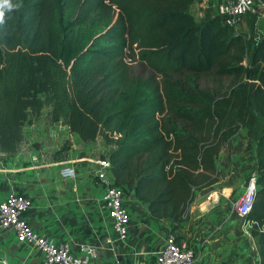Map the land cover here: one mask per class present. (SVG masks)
Listing matches in <instances>:
<instances>
[{
    "label": "trees",
    "instance_id": "obj_1",
    "mask_svg": "<svg viewBox=\"0 0 264 264\" xmlns=\"http://www.w3.org/2000/svg\"><path fill=\"white\" fill-rule=\"evenodd\" d=\"M194 1L11 0L0 150L15 155L47 107L84 142L102 137L114 183L179 240L196 188L221 179L220 150L246 126L259 188L245 218L264 264V33L197 20Z\"/></svg>",
    "mask_w": 264,
    "mask_h": 264
},
{
    "label": "crops",
    "instance_id": "obj_2",
    "mask_svg": "<svg viewBox=\"0 0 264 264\" xmlns=\"http://www.w3.org/2000/svg\"><path fill=\"white\" fill-rule=\"evenodd\" d=\"M217 2L195 0L189 10L197 20L208 19L217 15ZM253 21L243 16L236 27L249 31L250 24H242ZM45 112L25 125V142L31 145L28 150L15 155L0 150L4 165V171H0V200L12 190L25 192L33 199L31 224L57 242L69 241L81 255L85 244L94 247L95 257L107 264H154L155 251L163 244L170 220L150 218L147 204L139 202L131 191L125 195L132 216L129 235L125 240L108 243L106 238L114 234L113 223L104 205V187L96 177L98 165L93 159L99 154L107 155L110 146L100 136L84 142L62 120L47 122ZM66 140H70L68 148L62 147ZM249 143L248 128L241 126L220 150L217 164L221 179L195 190L180 230L181 241L197 251L194 264H260L251 225L241 224L232 204L234 196L244 191L243 178L256 163L255 143L248 146ZM65 164L75 168V177L61 174ZM0 236L9 257L42 264L43 253L33 244L19 241L14 231L0 230Z\"/></svg>",
    "mask_w": 264,
    "mask_h": 264
},
{
    "label": "built area",
    "instance_id": "obj_3",
    "mask_svg": "<svg viewBox=\"0 0 264 264\" xmlns=\"http://www.w3.org/2000/svg\"><path fill=\"white\" fill-rule=\"evenodd\" d=\"M217 15L225 23L236 26L243 16H250L257 25L264 21V0H217ZM94 162L98 165L96 177L104 187L103 200L112 219L114 234L106 238L108 243L115 240H125L130 232L131 212L125 204V191L122 186L114 183L109 157L99 154ZM61 174L65 177H75L76 170L72 165L61 167ZM259 188L258 174L254 168L246 177L244 191L232 201L237 212L246 216L252 209ZM33 206V199L23 191L12 190L0 200V230H12L21 242H29L42 253V264H107L95 256V249L83 244L84 255L75 252L69 241H55L53 238L38 231L30 222L29 211ZM252 224V220L246 219ZM154 264H194L197 251L181 239H177L170 229L167 231L162 246L155 251Z\"/></svg>",
    "mask_w": 264,
    "mask_h": 264
},
{
    "label": "rangeland",
    "instance_id": "obj_4",
    "mask_svg": "<svg viewBox=\"0 0 264 264\" xmlns=\"http://www.w3.org/2000/svg\"><path fill=\"white\" fill-rule=\"evenodd\" d=\"M252 19V18H251ZM253 20V19H252ZM255 21H253V22H250V23H243L242 24V26L243 27H248V24H250V29H249V33L252 35V37L254 38V39H256V38H259V35H261V34H263L264 33V21H262V22H260L259 24H255L254 23ZM258 27V28H257ZM48 110V108L46 107L45 109H44V111H47ZM46 113V112H45ZM44 117H46V114H45V116ZM38 119V118H37ZM36 119V120H37ZM46 120H47V122H49V119L46 117L45 118ZM27 124V123H26ZM25 124V125H26ZM25 125H24V131H25ZM64 144H65V142L63 143V145H62V147H64ZM30 146L31 145H28L26 142H25V137H24V140L21 142V144H20V146H19V149H18V151H26V150H28L29 148H30ZM18 151H17V153H18ZM57 153L59 152V151H56ZM8 155V154H7ZM0 164H1V166H0V171H4V165H2L3 163H1L0 162ZM3 169V170H2ZM248 175V174H247ZM247 175L243 178V179H245L244 181H246V177H247ZM14 177V176H13ZM8 179V178H7ZM242 179V180H243ZM237 186L235 187V188H237L238 187V185L239 184H236ZM242 192H239L238 194L240 195ZM238 195H236V196H234V199H236V197H237ZM234 207V209H236L237 210V208H236V205H234L233 206ZM237 219L239 220V221H241V224H243V223H246V218H245V216H242V215H240L238 212H237ZM246 224H248V223H246ZM251 231V230H250ZM0 264H28L27 262H23L21 259H17V258H14V257H9L8 256V254H7V250H6V247H5V242H4V239H3V237H1L0 236Z\"/></svg>",
    "mask_w": 264,
    "mask_h": 264
},
{
    "label": "clouds",
    "instance_id": "obj_5",
    "mask_svg": "<svg viewBox=\"0 0 264 264\" xmlns=\"http://www.w3.org/2000/svg\"><path fill=\"white\" fill-rule=\"evenodd\" d=\"M5 6L11 8L12 3L11 0H0V23L4 20V8Z\"/></svg>",
    "mask_w": 264,
    "mask_h": 264
}]
</instances>
